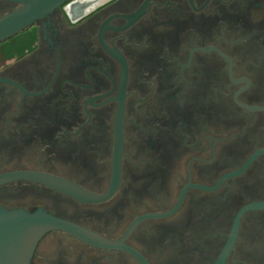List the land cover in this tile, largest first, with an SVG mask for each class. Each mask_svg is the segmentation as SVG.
I'll list each match as a JSON object with an SVG mask.
<instances>
[{
  "label": "flooded vegetation",
  "instance_id": "flooded-vegetation-1",
  "mask_svg": "<svg viewBox=\"0 0 264 264\" xmlns=\"http://www.w3.org/2000/svg\"><path fill=\"white\" fill-rule=\"evenodd\" d=\"M5 174L1 207L107 241L31 264H264V0H63L0 41Z\"/></svg>",
  "mask_w": 264,
  "mask_h": 264
},
{
  "label": "water",
  "instance_id": "water-1",
  "mask_svg": "<svg viewBox=\"0 0 264 264\" xmlns=\"http://www.w3.org/2000/svg\"><path fill=\"white\" fill-rule=\"evenodd\" d=\"M63 0H22L23 5L0 17V41L43 16ZM13 174L0 175V182ZM54 184L67 186L65 181L48 177ZM64 229L91 243H107L93 232L43 210L27 212L7 210L0 206V264H31V257L38 240L49 230Z\"/></svg>",
  "mask_w": 264,
  "mask_h": 264
}]
</instances>
